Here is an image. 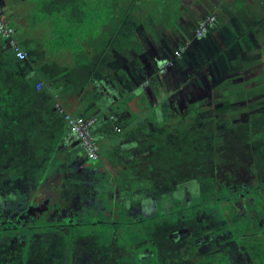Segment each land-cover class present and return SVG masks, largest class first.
<instances>
[{
    "label": "trees",
    "instance_id": "16d2710c",
    "mask_svg": "<svg viewBox=\"0 0 264 264\" xmlns=\"http://www.w3.org/2000/svg\"><path fill=\"white\" fill-rule=\"evenodd\" d=\"M177 5L174 0H149L144 4L141 0H6L3 14L20 38L26 58L17 60L11 47L0 37V130L4 133L17 130L21 102L28 105L35 94L31 86L38 81L37 73L27 77L28 54L32 50L27 46H31L32 40L22 37L24 27L27 33L39 38L43 48L54 45L68 50L74 61L76 51L84 52L90 57L83 62L88 70L87 67L101 62V57L91 61L88 50L102 51L112 39L118 51L123 52L133 42V35L121 19L131 16L138 26L146 24L150 31L157 24L168 28L181 14ZM260 54L262 60L256 65L260 72L241 82L237 80L244 76V66L238 69V62L234 60V71L239 72L226 79L224 94L227 98L235 94L242 82H254L264 76V50ZM7 75V84L3 85ZM18 94L22 98H17ZM231 102L230 99L225 105L215 107V115L228 112ZM259 110L256 116H261L260 122L254 120L239 134L238 129H233L229 114V118L224 117L225 120L218 123L210 124L201 119L198 104L174 115L176 123L149 121L138 125L141 146L148 155L138 168L140 176L137 177L148 183L150 195L165 198L156 204L159 214L156 217L143 216L139 201L129 192H123L113 179L90 168L76 173L78 175L71 174L74 182H83L79 185L66 181L71 176L66 171L64 182L58 185L61 207L54 205L59 217L40 219L41 208L35 198L37 195L34 197L35 191L39 185L45 186L48 179L62 177L64 170L43 167L40 152L31 157L26 170V155L18 153L25 157H20L18 166L10 165L4 174L0 173V179H11L8 185L0 186V193L7 195L2 196L7 198L4 201L0 197V242L5 241L0 244L2 257L7 264H72L77 245L78 249L84 247L91 254L92 260L87 264H125L122 260L126 250L149 245L165 255L156 256L155 264H228L220 254L197 252L198 247L211 240L206 233L215 231L217 223L201 222L180 211L173 194L180 184L191 181L196 182L200 193H215L224 183L228 197L250 198L247 212L251 215H239L236 211L230 214L232 232L237 241L253 242L264 256V197L257 195V191L264 189V107ZM233 176L239 180H232ZM107 179L114 183L111 190L105 188L108 185L101 188L100 182ZM2 205L6 208L4 213ZM67 205L68 212L63 217L62 211ZM225 209L228 210V206L219 201H214L211 210L205 208L209 213L214 210L221 221L224 218L220 212ZM245 232L254 234L238 236ZM12 239L16 241L13 243ZM196 253L199 255L191 256Z\"/></svg>",
    "mask_w": 264,
    "mask_h": 264
},
{
    "label": "rangeland",
    "instance_id": "374dc122",
    "mask_svg": "<svg viewBox=\"0 0 264 264\" xmlns=\"http://www.w3.org/2000/svg\"><path fill=\"white\" fill-rule=\"evenodd\" d=\"M5 1L0 0L3 9L5 8ZM174 1L178 4L177 10L181 14L171 27L167 28L164 25L157 24L150 31L146 24L140 23L138 26L131 16L121 19L120 21L128 26L134 40L123 55L118 51L116 41L110 39L101 51L103 57L98 58L101 62L96 70L105 73V78L113 85L119 98L124 99L123 91L120 88L122 84H125L124 94L130 92L134 94L136 101H138L142 99V96L138 95L140 91L136 92L138 86L137 75L131 71H126L123 66L128 65V62H130L131 67L137 66L138 61L141 59L140 55H143L144 60L155 62L156 67H154L153 76L158 75L160 77L164 94L167 95L172 92L170 84L175 82L174 84L178 85L175 91L180 92L181 95L179 104L176 103L177 106H175L176 104L166 106L161 101L157 106L140 107L134 105L132 108L130 107L132 110L130 115L136 114L141 118V122L138 124L149 122L150 117L154 120L158 119L157 122L166 121L173 124L176 123L174 115L187 109L188 106L193 107L198 104L201 107L199 113L201 119L212 124L218 123L222 119L225 120L224 117L229 118L230 116L233 129H238L239 134L254 123V120L258 121L261 118V116L257 117L256 114L260 112V108L264 107V76L259 77L254 82H242L243 85L236 87L235 94H231L229 98L224 94L227 85L226 79L235 76L239 72L234 71V60L238 62V69L244 66V76L238 79L237 82L245 81L260 72L257 64L262 60L260 53L264 50V0ZM235 1L238 2L235 3ZM145 2H149V0H141L142 4ZM6 20L8 22L7 18ZM19 22H21L20 19ZM23 31L26 32L25 27ZM58 52L61 53L59 49ZM69 60L71 62L73 60L71 55ZM120 62L122 65H119ZM110 65H114V68L112 67L114 69L113 73H109L108 68H110ZM228 70L232 72L228 73ZM32 74L33 72H31ZM8 76L3 85L7 84ZM85 85L91 91L93 90L89 81H85L83 86ZM93 94H95L94 91ZM230 99L233 102L229 103L231 106H229L228 112L216 116L214 108L225 105ZM174 109L175 111H173ZM143 117L149 119H143ZM150 122L157 123L153 120ZM14 131L4 133L0 130V143L10 141ZM140 133V130H135L138 139L137 145L141 149L143 162L148 154L142 149ZM52 149H55V147L53 146ZM142 162L138 168L142 166ZM50 163L51 166L53 163ZM112 164L116 165V161H112ZM10 165L8 164V166ZM2 166L3 164L0 163V167ZM28 168L29 166L26 167V169ZM138 168L133 174L135 177L140 176ZM65 173L64 170L62 177L55 176L48 179L52 186H44V190L49 189L46 192L47 194L37 197L36 201L42 210L39 211L40 219L50 220L59 217V212L54 208V205L61 207L58 198V185L64 182ZM237 179L235 176L232 178L236 181ZM139 180H141L140 184L142 186L137 187L132 193L129 192L128 194L135 201L140 202L143 216L156 217L158 214L156 204L159 201H164L165 198H163V195H150L148 183L142 178H139ZM100 184L103 186L101 188L108 185L105 188L109 190L114 186V183H111L108 179L105 182H100ZM225 188L224 183H222L215 193H200L196 182L191 181L180 184L173 194L174 199L178 201L177 206L180 211L186 212L187 217L196 218L201 222L207 220L214 224L217 223L215 231L211 232L209 230L206 233L211 240L198 247L197 252L212 256L220 254L228 264H264V256H262L261 250L256 248L252 244L253 242L237 241L232 232L234 226L230 214L236 211L239 215L244 213L251 215L250 212H247L250 198L244 195L235 198L228 197L230 194ZM257 195L258 197H264V189L257 191ZM214 201L223 202L229 208L228 210L225 209V212H220V215L224 218L222 221L218 220L219 215L215 214L214 210L210 213L205 210V208L211 210ZM255 203L258 204V201H255ZM68 207L69 205L64 207L63 217L67 214ZM253 234L245 232L238 236L249 237ZM35 238L38 239L39 237ZM2 241L0 244L5 242L3 239ZM15 241V239H12L13 243ZM85 251L84 247L78 249L76 245L72 255V264H87L92 260L89 251H86L87 253ZM2 253L3 250L0 249V264H7V261L2 257ZM199 254L196 253L191 256L196 257ZM123 255L126 256L122 260V263L125 264H155L156 256L159 258L165 256L156 247L149 245L147 247H137L134 250H126Z\"/></svg>",
    "mask_w": 264,
    "mask_h": 264
},
{
    "label": "crops",
    "instance_id": "0c3cea01",
    "mask_svg": "<svg viewBox=\"0 0 264 264\" xmlns=\"http://www.w3.org/2000/svg\"><path fill=\"white\" fill-rule=\"evenodd\" d=\"M24 35L28 40H32L31 46L27 47H33V51L30 50V54H28L30 64L27 77L37 73L38 81L31 86L35 94L28 105L21 102L22 111L16 118L18 128L14 131L12 139L0 143V163L3 164L0 167V173L4 174L8 164L18 166L22 155H26V158L22 157L26 160V166H29L31 157L40 152L43 154V167L47 166L48 169L65 170L70 175H74L93 168V171L95 169L106 178L113 179L114 183L125 193H132L137 187L142 186L141 180L133 175L142 162L141 149L137 145L138 139L135 134L141 118L136 114L130 115L131 108L134 105L157 106L161 101L166 106L176 104L181 95L180 92L175 91L178 85H175V82L171 83L172 92L165 95L160 77L153 76L155 62L144 60L143 55H140L141 59L137 66L131 67L128 62V65L125 64L123 67L126 71L136 73L138 80L136 92L140 91L138 95H141L142 99L136 101L134 94L130 92L124 94L125 84H122L120 88L124 95V99H122L118 97L110 81L105 78V73L96 70L99 63H94L95 65L88 68L89 70L84 68V58H90L84 52L76 51L77 60L71 62L69 60L71 53L68 50L59 49L54 45L43 48L38 41L39 38L34 36L35 34L23 31ZM14 37L23 49V45L19 41L20 38L15 32ZM58 49L61 53L58 52ZM126 52L120 53L124 55ZM87 53L91 56V61H94V57H103V52L97 48L88 50ZM145 58L147 59V57ZM119 65L122 63L120 62ZM109 67L111 68H108L109 73H113L114 65ZM31 72H33L32 75ZM127 79L129 78L127 77ZM85 81H89L93 87L92 91L86 85L83 86ZM18 96L21 95L18 94L17 98ZM62 112L72 116L95 118L93 132L99 147V159L96 163L91 164L85 154L83 155L78 140L67 131ZM146 118L143 117V119ZM152 120L157 122L158 119L154 120L150 117L149 121ZM53 146L57 150L52 149ZM18 153H22V155ZM55 160L57 161L55 162ZM112 161H116V165H113ZM50 162L53 163L51 166ZM72 175L66 180L69 184H83L79 180L74 182ZM1 180L4 181L1 182ZM8 181L11 179L1 178L0 186L3 188L5 186L3 183L8 185ZM45 186L51 187L52 185L48 182ZM118 187L116 191H118ZM48 190H44V186L39 185L34 197L36 195V199L42 197L47 194ZM2 196L7 195L2 191L0 197ZM5 199L7 200L2 197V201ZM1 212H6L4 205H2ZM3 213H1L2 217Z\"/></svg>",
    "mask_w": 264,
    "mask_h": 264
},
{
    "label": "built area",
    "instance_id": "2783aa9c",
    "mask_svg": "<svg viewBox=\"0 0 264 264\" xmlns=\"http://www.w3.org/2000/svg\"><path fill=\"white\" fill-rule=\"evenodd\" d=\"M0 37L5 39L11 47L17 60L26 58L25 51L19 46L14 37V31L9 27L0 4ZM63 113V112H62ZM63 120L67 131L74 135L81 145L88 161L96 162L99 159V147L94 136L95 118L79 117L63 113Z\"/></svg>",
    "mask_w": 264,
    "mask_h": 264
}]
</instances>
